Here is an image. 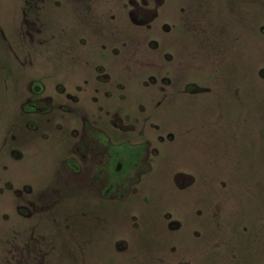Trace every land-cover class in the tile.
<instances>
[{
  "label": "rangeland",
  "instance_id": "1",
  "mask_svg": "<svg viewBox=\"0 0 264 264\" xmlns=\"http://www.w3.org/2000/svg\"><path fill=\"white\" fill-rule=\"evenodd\" d=\"M0 264H264V0H0Z\"/></svg>",
  "mask_w": 264,
  "mask_h": 264
}]
</instances>
